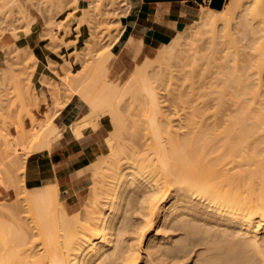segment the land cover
Returning <instances> with one entry per match:
<instances>
[{
    "label": "bare ground",
    "instance_id": "6f19581e",
    "mask_svg": "<svg viewBox=\"0 0 264 264\" xmlns=\"http://www.w3.org/2000/svg\"><path fill=\"white\" fill-rule=\"evenodd\" d=\"M104 1L113 16L130 6L86 4ZM55 8L62 11L60 0ZM87 11H80L82 25ZM117 38L76 76H57L62 92L71 90L89 109L70 126L87 147L79 212L69 214L64 200L72 190L31 188L37 183L16 145L0 133V264H264V0L203 8L190 31L157 51L156 70L138 66L122 86L107 78ZM127 40L129 51H140ZM173 75L190 84L178 80L171 98L159 101L152 84ZM8 77L25 102L21 80ZM56 87L53 99L61 97ZM140 90L146 119H119L125 96ZM59 108L33 124L31 149L47 151L59 137Z\"/></svg>",
    "mask_w": 264,
    "mask_h": 264
},
{
    "label": "rangeland",
    "instance_id": "374dc122",
    "mask_svg": "<svg viewBox=\"0 0 264 264\" xmlns=\"http://www.w3.org/2000/svg\"><path fill=\"white\" fill-rule=\"evenodd\" d=\"M60 1L63 8L59 12L55 8L57 0H15L12 4L10 3L11 5H4V2L0 0V80L2 81H0V104L2 105H0V133L3 137L6 135L5 138L7 137L10 142L16 145L17 153H20V158L28 170L27 178L37 183V185H31V188H50L56 185L60 192L72 190L64 200L67 202L69 214H75L82 208V171L85 170L88 159L86 158V153H83L86 160L82 161V151L85 152L87 147L82 146V138L72 134L70 126L85 117L89 109L77 97L73 96L71 90L62 92L57 76L61 75L63 78L71 75L76 76L87 63L86 59H93L94 55H100L105 50V43H110V41L112 42L118 37L115 45L113 44L111 47V49L113 48V56L109 57L107 62V78L110 81H114L116 85L122 86L139 67L146 66L148 71L149 69L150 71L156 70L157 62L155 63L154 61L157 60L160 48L162 49L166 43L159 47L145 48L141 41L134 39V44L140 43V51L137 52L134 48L129 51L125 47V43L128 40L122 39V33L126 27L124 20L128 16L130 8L124 7L126 8L124 12L113 16L107 13L108 10L104 7L105 1L92 9L86 4L88 0ZM210 3L211 0H204V3L197 7L196 16L193 18L189 17L187 21L176 28L174 37L179 34L184 35L187 31H190L193 23L199 19L201 10L205 7H211ZM83 9L88 10L86 16H84L85 18L87 17V21L84 24L87 25L88 29L86 25H82V22L78 21ZM241 10V7L237 8L232 14V18L235 19ZM24 14L26 17L24 16L23 18ZM80 16H83V14ZM5 18L9 19L8 21L10 22ZM25 18L27 19L25 20ZM114 18H118V25L113 23ZM235 20H231V23ZM5 22H8V27ZM9 31L14 32V34ZM89 34L94 39V44L86 42L90 38ZM14 36L15 38H13ZM103 36L106 38L108 36L107 42ZM241 36V34L237 35L236 38L239 40ZM243 41H241L242 43L239 42L238 45L244 44L245 41ZM41 51L44 53L43 56L39 54ZM174 69L176 70V67ZM173 74L175 75V73ZM174 75L173 77L175 78L176 75ZM8 76H15L21 80L28 96V98H25V102L24 99L20 101L12 82V77L10 80ZM174 78L165 80L166 82L169 80L167 82L168 85L166 82L163 83L165 86L159 83V85L157 83L152 84V86L157 87L156 92L159 101L166 100V98L169 99V97L171 98V93H175L173 91L175 89L174 86L178 87L181 78H178L179 82L178 80L176 81L177 77ZM185 79L189 81L188 78ZM170 80H173L171 87L173 89L170 88ZM176 82L178 84L174 85ZM181 83H184L185 88L190 84V82L185 84L184 77H182ZM155 84L158 86L162 85L163 87L160 86L162 90ZM47 86L50 87V91H54L55 86L60 88L58 92L61 93V97H55L57 100L54 98L56 103H54L55 100ZM51 87L54 89L51 90ZM136 92L131 93L133 98H130V94L125 96L128 99L123 100L121 107L119 106V119H146V115L140 114L142 109L140 104L141 102L143 103L144 95L141 90L140 92L138 91L139 93ZM135 94H137V98ZM141 95L143 96L142 100L138 98ZM130 101H134V103H130ZM136 102L138 103L137 105ZM53 104H55V107H53ZM60 106H63V108ZM74 107H76L75 110H73ZM54 108L60 109L53 118V123L58 127L59 137L52 142L47 151L31 149L32 145L28 140L32 136V126L43 124L47 120L45 119L47 112H49V115ZM63 112L65 119L62 116ZM75 113L77 114L75 115ZM73 115V119L68 117ZM29 116L33 118L34 123L32 122V125ZM118 117L116 116L117 119ZM98 119L102 118L99 117ZM20 128L25 134L24 138L23 134H20ZM64 137L68 139V146L60 156L50 159V153L60 145L61 141H64ZM104 139L106 137H101L94 144H101ZM94 152L98 153L100 149L96 148ZM60 177L62 178L60 179ZM1 187L0 185V191ZM83 190H86L85 186ZM69 198L71 199L70 201Z\"/></svg>",
    "mask_w": 264,
    "mask_h": 264
},
{
    "label": "crops",
    "instance_id": "0c3cea01",
    "mask_svg": "<svg viewBox=\"0 0 264 264\" xmlns=\"http://www.w3.org/2000/svg\"><path fill=\"white\" fill-rule=\"evenodd\" d=\"M127 3L130 5V12L124 20L126 27L123 30L122 39L133 38L141 41L145 48H151L169 42L174 37L178 26L189 17L196 16L195 11L204 3V0H127ZM62 116L65 119L64 112ZM68 117L73 119L74 115ZM63 140L56 149L52 150L50 159L60 156L68 146L67 137ZM83 160L86 159L82 151Z\"/></svg>",
    "mask_w": 264,
    "mask_h": 264
},
{
    "label": "water",
    "instance_id": "95a60500",
    "mask_svg": "<svg viewBox=\"0 0 264 264\" xmlns=\"http://www.w3.org/2000/svg\"><path fill=\"white\" fill-rule=\"evenodd\" d=\"M220 2H221V0H211L210 5L212 7H219L220 6Z\"/></svg>",
    "mask_w": 264,
    "mask_h": 264
}]
</instances>
